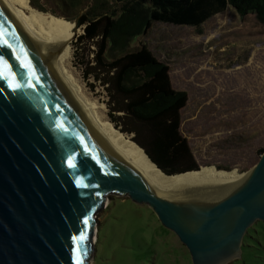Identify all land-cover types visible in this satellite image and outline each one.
Returning a JSON list of instances; mask_svg holds the SVG:
<instances>
[{"label":"water","instance_id":"95a60500","mask_svg":"<svg viewBox=\"0 0 264 264\" xmlns=\"http://www.w3.org/2000/svg\"><path fill=\"white\" fill-rule=\"evenodd\" d=\"M0 71V264H88L109 193L148 205L194 264L239 258L248 227L264 220V151L238 178L157 192L92 117L55 43L13 0H0ZM152 162L166 175L200 167L166 173Z\"/></svg>","mask_w":264,"mask_h":264},{"label":"rangeland","instance_id":"374dc122","mask_svg":"<svg viewBox=\"0 0 264 264\" xmlns=\"http://www.w3.org/2000/svg\"><path fill=\"white\" fill-rule=\"evenodd\" d=\"M30 6L57 18L48 4L46 11ZM58 19L71 37L70 78L85 100L99 106L107 127L136 143L134 132L119 131L109 119L105 86L84 75L95 46L83 42L75 48L82 28ZM140 44L169 65L172 86L188 94L181 131L197 164L247 173L264 149V25L254 14L241 16L229 6L198 28L156 21L131 47ZM96 228L88 264H194L186 245L155 212L128 196L107 194ZM225 264H264V220L248 227L239 258Z\"/></svg>","mask_w":264,"mask_h":264},{"label":"trees","instance_id":"16d2710c","mask_svg":"<svg viewBox=\"0 0 264 264\" xmlns=\"http://www.w3.org/2000/svg\"><path fill=\"white\" fill-rule=\"evenodd\" d=\"M30 4L43 11L48 4L51 14L82 28L73 44L95 46L84 75H92L108 91L109 119L119 131L134 132L138 145L132 143L141 150L142 146L166 173L199 167L181 131L188 94L172 86L167 63L145 44L131 47L132 40L156 21L198 28L229 6L241 16L254 14L264 25V0H30ZM121 120L125 125L120 126ZM206 167L212 166L197 170Z\"/></svg>","mask_w":264,"mask_h":264},{"label":"bare ground","instance_id":"6f19581e","mask_svg":"<svg viewBox=\"0 0 264 264\" xmlns=\"http://www.w3.org/2000/svg\"><path fill=\"white\" fill-rule=\"evenodd\" d=\"M13 1L18 7L21 17L34 29V31L39 36L55 43L56 55L60 68L91 113L92 117L98 123L111 143L140 172L143 178L154 190L163 195H174L177 194L178 181H216L238 178L246 174H240L235 171H229L224 174L222 172L215 171L212 167H206L175 175H164V173L159 168L155 167L154 163L147 157L143 150L138 148L131 141L123 138L119 132L107 127L106 124L103 123V115L101 114L99 106L85 100L81 95L75 81H73L68 74L69 58L71 57V37L65 32L62 21L54 16L48 17L45 14L33 9L30 6L29 0ZM21 8L27 9L28 14L24 13ZM158 169L163 174L160 173Z\"/></svg>","mask_w":264,"mask_h":264},{"label":"snow or ice","instance_id":"6c2138e0","mask_svg":"<svg viewBox=\"0 0 264 264\" xmlns=\"http://www.w3.org/2000/svg\"><path fill=\"white\" fill-rule=\"evenodd\" d=\"M25 67H28V65H25ZM5 76V73L0 71V77H4ZM74 166V165H72ZM85 223L87 224V220H85ZM84 237L83 235L79 236V237H75L74 240H82ZM77 264H80L79 261H77Z\"/></svg>","mask_w":264,"mask_h":264}]
</instances>
